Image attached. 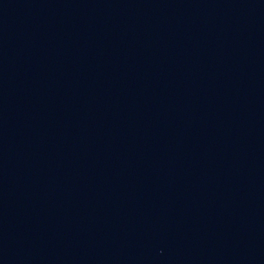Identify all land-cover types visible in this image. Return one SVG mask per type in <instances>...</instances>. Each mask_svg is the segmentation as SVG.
<instances>
[{
	"label": "water",
	"instance_id": "1",
	"mask_svg": "<svg viewBox=\"0 0 264 264\" xmlns=\"http://www.w3.org/2000/svg\"><path fill=\"white\" fill-rule=\"evenodd\" d=\"M0 264H264V0H0Z\"/></svg>",
	"mask_w": 264,
	"mask_h": 264
}]
</instances>
